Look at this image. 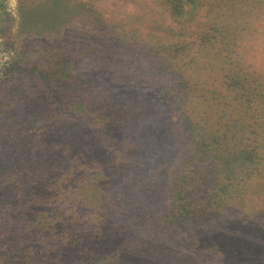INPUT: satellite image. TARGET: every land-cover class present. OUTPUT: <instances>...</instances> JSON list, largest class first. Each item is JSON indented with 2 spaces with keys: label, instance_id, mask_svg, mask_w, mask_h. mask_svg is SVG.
Returning <instances> with one entry per match:
<instances>
[{
  "label": "rangeland",
  "instance_id": "obj_1",
  "mask_svg": "<svg viewBox=\"0 0 264 264\" xmlns=\"http://www.w3.org/2000/svg\"><path fill=\"white\" fill-rule=\"evenodd\" d=\"M83 1L93 3L0 0V264H264V171L260 180L236 189L222 209L211 213L219 219L188 222L167 238L157 225V211L171 203L162 168L169 171L170 180L176 168L190 165L193 148L183 129L185 116L173 105L177 68L166 69L165 80L155 78L147 72L151 57L143 54L146 50L134 54L129 40L118 42L108 26L136 12L145 14L149 18L139 26L140 33H157L155 40L163 44L174 29L186 39L185 31H194L195 23L177 25L159 0H95L89 9L79 6ZM155 18L163 21L156 32ZM155 45L163 60H171L169 51ZM242 45L244 61L264 72V25ZM71 58L72 67L66 68ZM68 71L90 87L119 93L124 101L135 92L162 107L160 116L132 128L138 131L132 147L137 156L100 146L97 139L113 135L106 127L89 124L85 110L74 108L72 118L66 113L63 91ZM55 86L60 89L56 97L50 94ZM228 99L227 119L236 120L235 98L229 94ZM67 143L82 144L77 149L95 143L91 157L100 166L88 175L100 176L95 181L107 192V203L114 205L109 219L87 233L64 229L47 233L44 221L33 214L37 192L88 197L68 186L45 187V176H35L47 170L45 163L53 152L57 154L55 148ZM226 154L229 158L231 149ZM205 163L192 160L191 169L199 171H187L184 187L199 207L208 202L214 186L212 168ZM47 202L57 210L58 199Z\"/></svg>",
  "mask_w": 264,
  "mask_h": 264
},
{
  "label": "trees",
  "instance_id": "obj_2",
  "mask_svg": "<svg viewBox=\"0 0 264 264\" xmlns=\"http://www.w3.org/2000/svg\"><path fill=\"white\" fill-rule=\"evenodd\" d=\"M89 1L93 3L83 1L79 6L88 9L94 7L95 0ZM159 1L168 18L177 25L185 27L195 23L196 29L186 30L187 34L184 35L186 39L195 36L192 41L180 38V34L174 29L173 35L163 39L164 43L160 44L159 39L155 40L157 33H140L139 26L149 17L138 12L108 27L118 42L129 40L134 54L142 49L146 50L143 54L151 57L150 70L147 72L155 78L165 80L166 69L177 68L173 76L176 81L172 86L173 105L185 116L183 129L188 140H192L189 142L193 147L190 165L192 160L201 164L208 162L207 165L212 168L210 176H213L214 186L209 189L212 196L208 193V202L203 207L196 206L190 200L187 188H184L188 185L187 171L191 169L189 164L181 169L176 168L175 176L170 180L169 171L167 172L166 167L162 168L168 184L165 192L168 191L171 203L161 205V209L157 211L160 217L157 225L161 227V234L166 237L173 235L179 226L183 228L188 222H203L206 217L219 219L211 213L222 209L236 189L263 177L264 72L244 61L242 43L246 38L253 39L264 25V0ZM200 18L203 22H199ZM155 22L157 26L154 32L163 27V21L155 18ZM152 42L169 51L171 60H163V56L155 51L156 45H151ZM72 60L74 58L69 60V64H65L66 68L72 67ZM65 76L63 98L68 106L66 113L72 118L74 113L71 110L74 108L85 110L86 116L83 117L89 124L97 128L106 127L113 135L97 139L100 146H115L117 154L137 156L132 148L133 139L138 132L134 129L139 128L151 116H160L162 107L158 104L154 106L149 101L147 103L135 92H131L124 101L115 91L90 87V84L76 78L72 71H68ZM55 87L50 92L54 97L60 92L59 87ZM229 94L236 99L233 107L238 116L236 120L227 119L226 109L231 107ZM229 141L233 143L232 146L227 144ZM95 143L83 145L80 149L76 146L82 144L67 143L63 148L57 146V154L53 155V152L45 163L48 165L47 170H39L35 174L38 179L45 176V187L58 185L63 190L64 186H68L73 193L79 191L80 195L86 194L89 197L81 200L82 196L73 197L67 192L52 197L37 192L33 214L44 221L43 229L47 233H56L62 229L71 232L76 230L79 234L87 233L89 229H98V223L109 219L112 212L110 207L112 205L114 208V205L112 202L107 203V192L104 194L101 185L95 181L100 176L88 175L89 171L95 170L94 167L100 166L91 157ZM230 149L228 158L226 153H230ZM110 156L115 154L111 153ZM191 171L195 173L199 169L195 167ZM50 199H58L57 210H53L52 204L47 202ZM148 205L151 207L149 202ZM25 222L29 224L30 220L25 219ZM205 243L209 242L205 240Z\"/></svg>",
  "mask_w": 264,
  "mask_h": 264
}]
</instances>
